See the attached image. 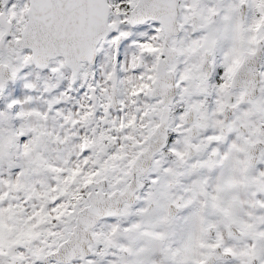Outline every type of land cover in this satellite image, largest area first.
Returning a JSON list of instances; mask_svg holds the SVG:
<instances>
[{"label": "snow or ice", "instance_id": "1", "mask_svg": "<svg viewBox=\"0 0 264 264\" xmlns=\"http://www.w3.org/2000/svg\"><path fill=\"white\" fill-rule=\"evenodd\" d=\"M0 264H264V0H0Z\"/></svg>", "mask_w": 264, "mask_h": 264}]
</instances>
